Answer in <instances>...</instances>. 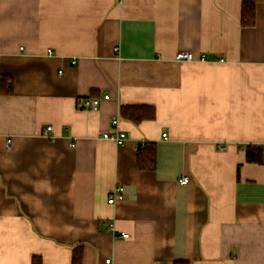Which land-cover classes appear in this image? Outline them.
<instances>
[{
    "label": "crops",
    "instance_id": "0c3cea01",
    "mask_svg": "<svg viewBox=\"0 0 264 264\" xmlns=\"http://www.w3.org/2000/svg\"><path fill=\"white\" fill-rule=\"evenodd\" d=\"M2 78L0 264H264V0H0Z\"/></svg>",
    "mask_w": 264,
    "mask_h": 264
},
{
    "label": "trees",
    "instance_id": "16d2710c",
    "mask_svg": "<svg viewBox=\"0 0 264 264\" xmlns=\"http://www.w3.org/2000/svg\"><path fill=\"white\" fill-rule=\"evenodd\" d=\"M255 3L243 2L240 9V25L243 28L253 27L255 24ZM5 78L0 79V92L10 94L12 92L11 84L6 82ZM8 84V85H7ZM121 115L124 118L137 123L141 120L154 118V111L150 107L144 106H124L120 108ZM259 149L254 147L246 148V161L258 162L260 161ZM136 165L139 170L152 171L156 165V149L153 143H145L143 147L138 148L136 152ZM81 253L79 249L74 251L72 257V264H81ZM31 264H41V260L33 258ZM175 264H187L183 262H176Z\"/></svg>",
    "mask_w": 264,
    "mask_h": 264
},
{
    "label": "built area",
    "instance_id": "2783aa9c",
    "mask_svg": "<svg viewBox=\"0 0 264 264\" xmlns=\"http://www.w3.org/2000/svg\"><path fill=\"white\" fill-rule=\"evenodd\" d=\"M118 2H121V0H118ZM174 59H175V61H178V62H191L194 60V57L190 52L179 51L175 54ZM199 60L203 61L204 56L199 57ZM106 99H108V96L103 97V100H106ZM100 101H102V100H100L99 98L86 97V98H83V99L78 101V107H80L81 109H86V110H96V109H98V107L100 105ZM117 123H118L117 119H114L111 121V125H112V128H114V131H115V127L117 126ZM50 130H51L50 127L45 128L43 131L44 135H46ZM125 136L126 135L124 133L114 132L112 134L106 133L102 136V138L113 141L115 143H120L124 140ZM187 182H188L187 177H182L180 179V183L183 185L187 184ZM123 199H124L123 188L122 187H115V189L112 191V193H110L108 195L107 203L113 204V203H115L117 201H121ZM107 231L114 236H119L123 239L128 238V234L122 233V232L119 233V232L115 231V227H114V224L112 221H109L107 223ZM108 262H110V261L107 260L106 263H108Z\"/></svg>",
    "mask_w": 264,
    "mask_h": 264
}]
</instances>
